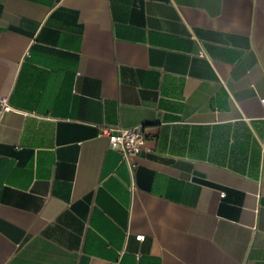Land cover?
I'll return each instance as SVG.
<instances>
[{"label": "crops", "instance_id": "0c3cea01", "mask_svg": "<svg viewBox=\"0 0 264 264\" xmlns=\"http://www.w3.org/2000/svg\"><path fill=\"white\" fill-rule=\"evenodd\" d=\"M3 95L0 264H264V0H0Z\"/></svg>", "mask_w": 264, "mask_h": 264}, {"label": "built area", "instance_id": "2783aa9c", "mask_svg": "<svg viewBox=\"0 0 264 264\" xmlns=\"http://www.w3.org/2000/svg\"><path fill=\"white\" fill-rule=\"evenodd\" d=\"M264 107V99L261 100ZM13 110L9 102V96H0V119L9 111ZM101 135L107 138L108 147L119 151L122 157L130 161L142 149L146 141V133L142 126L122 128L117 126L103 127ZM134 188V184L131 185ZM224 193H221L223 195ZM137 240H143V235H136Z\"/></svg>", "mask_w": 264, "mask_h": 264}]
</instances>
